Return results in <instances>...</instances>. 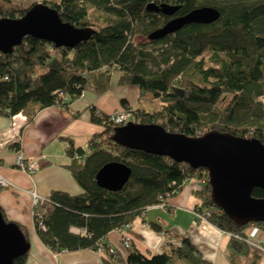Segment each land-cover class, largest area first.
<instances>
[{
	"label": "trees",
	"instance_id": "1",
	"mask_svg": "<svg viewBox=\"0 0 264 264\" xmlns=\"http://www.w3.org/2000/svg\"><path fill=\"white\" fill-rule=\"evenodd\" d=\"M35 1L32 6L41 3L56 9L64 22L92 28L95 33L74 49L57 48L28 36L12 53H0L1 117L11 119L22 112L31 122L40 110L67 109V97H81L88 86L104 94L119 73V86H137L143 95L151 94L162 102L158 111L148 112L141 108L133 111L122 100L124 111H132L136 123L159 124L167 132L188 137L216 130L264 144V0ZM10 3L0 0V19H19L32 7L15 9ZM150 3L179 6L175 17L202 7L215 8L220 15L211 24L193 23L174 34L151 39L171 17L148 11ZM137 35L148 37V41L134 43ZM206 53H210L211 66H206ZM177 90L183 91V97ZM91 122L104 131L92 137L87 146L90 153L80 148L68 152L71 164L67 168L83 193L52 192L39 206L41 218L34 215L36 234L51 252L102 251L106 264H211L185 237L170 253L151 257L130 244L123 258L105 241L110 232L125 230L146 209L175 196L186 180L195 178L200 184L196 195L201 200L196 210L230 235L232 251L248 255L245 230L252 225L264 228V223L238 226L231 221L212 201L205 170L120 147L112 140L117 126L109 115L95 109ZM9 148L20 151V143ZM75 152L82 155V163L74 159ZM110 162L131 169L129 181L118 192L96 183L98 171ZM252 195L264 199V190L257 188ZM152 228L158 230L154 224ZM27 258L28 254L15 264H26Z\"/></svg>",
	"mask_w": 264,
	"mask_h": 264
},
{
	"label": "crops",
	"instance_id": "2",
	"mask_svg": "<svg viewBox=\"0 0 264 264\" xmlns=\"http://www.w3.org/2000/svg\"><path fill=\"white\" fill-rule=\"evenodd\" d=\"M117 74L119 78L120 74ZM117 87L111 85L109 91L100 94L94 87L88 86L81 97L75 100L67 97L70 102L67 109L49 107L38 111L32 121L27 122L21 133L20 152L27 160L37 163L33 173L17 168V153L9 146L0 147V177L14 185V188L0 189V208L10 222L22 228L27 237L30 249L26 264H106L102 251L51 252L36 234L33 195L47 198L55 191L71 195L83 193L67 168L71 164L68 152L70 148H87L92 137L104 131L102 126L91 122L93 109L111 115L126 109L121 104L125 100L127 108L150 112L143 102L148 94L141 93L137 99L136 91H123ZM10 122V118L0 116V135L7 132ZM199 190L197 179L186 180L180 192L167 198L163 208L158 205L149 207L128 229L110 232L106 243L126 258L127 250L123 247L122 238L128 235L131 244L151 257L170 253L180 246V238L185 237L208 263L264 264V228L249 226L245 230L249 253L246 256L237 254L228 246L229 234L196 217V208L201 204L196 195ZM152 224L158 230H154Z\"/></svg>",
	"mask_w": 264,
	"mask_h": 264
},
{
	"label": "water",
	"instance_id": "3",
	"mask_svg": "<svg viewBox=\"0 0 264 264\" xmlns=\"http://www.w3.org/2000/svg\"><path fill=\"white\" fill-rule=\"evenodd\" d=\"M179 6L150 3L148 11L171 17L167 25L153 33L158 39L174 34L184 26L211 24L219 19V11L212 7L198 8L175 17ZM92 28H77L64 22L56 9L38 3L19 19H0V53L10 54L25 37L44 40L57 48L78 47L94 35ZM180 97L183 91L177 90ZM112 140L120 147L167 157L192 169L208 174L211 199L238 226L264 223V199L252 194L264 190V144L254 138H243L216 130L199 137L167 132L159 124H140L133 121L116 127ZM131 176V169L123 163L105 164L96 175L99 187L111 192L123 189ZM30 244L23 231L13 222H6L0 211V264H15L28 254Z\"/></svg>",
	"mask_w": 264,
	"mask_h": 264
},
{
	"label": "built area",
	"instance_id": "4",
	"mask_svg": "<svg viewBox=\"0 0 264 264\" xmlns=\"http://www.w3.org/2000/svg\"><path fill=\"white\" fill-rule=\"evenodd\" d=\"M109 116H110V120L117 127L123 126L130 121L135 122L132 111L115 112ZM27 122H28L27 116L22 112L13 116L11 118L10 126L7 132L3 135H0V147L10 146L12 144L19 143L22 128L25 125H27ZM85 150H86V154L90 153L91 151L89 148H85ZM16 153H17V161H16L17 168L28 174L33 173L37 168V163L32 159L27 160L20 151H17ZM74 159L77 160L79 163L83 162L82 155L78 154L77 152H75L74 154ZM12 187H14L12 183L0 177V188H12ZM45 201H47V198L40 197L36 194L33 195V202H34L33 215H37L39 219L41 218L42 215L41 210H39V206L42 202ZM158 206L162 208L165 206L164 199L161 200ZM195 215L199 220L206 221V214H202L196 211ZM40 226L44 227L42 222H40ZM130 226L131 224L128 225L126 229H128ZM72 231L75 233H81V230L76 228H73ZM122 244L124 249H128L131 244V238L128 235H123Z\"/></svg>",
	"mask_w": 264,
	"mask_h": 264
},
{
	"label": "rangeland",
	"instance_id": "5",
	"mask_svg": "<svg viewBox=\"0 0 264 264\" xmlns=\"http://www.w3.org/2000/svg\"><path fill=\"white\" fill-rule=\"evenodd\" d=\"M35 2H36L35 0H11L10 6L15 8V9H27L30 6H32V4H34ZM97 26L98 25L96 24V26L94 28H97ZM147 39H148V37L137 35V36L134 37V43H146L148 41ZM204 59L206 61V66H211L212 65V63L210 61V53H206L204 55ZM112 85H118V74L114 75L113 81H112ZM118 88L123 90V91H136L138 93L137 99H139L141 97V92H140L138 87L134 86V87H126V88H124V87H120L118 85L117 89ZM143 102H144V105L147 106L146 108L150 110V112L158 111L161 108V105H162L161 100L154 98L151 94L146 95L144 97ZM23 128H22V130H23ZM21 133H22V131H21ZM205 133H207V132H204L203 134H205ZM12 188H14V187H12ZM257 248H260V246H257Z\"/></svg>",
	"mask_w": 264,
	"mask_h": 264
}]
</instances>
